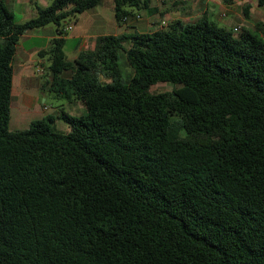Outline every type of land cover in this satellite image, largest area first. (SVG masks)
<instances>
[{"label":"trees","instance_id":"obj_1","mask_svg":"<svg viewBox=\"0 0 264 264\" xmlns=\"http://www.w3.org/2000/svg\"><path fill=\"white\" fill-rule=\"evenodd\" d=\"M102 1L16 21L0 0V264H264V22L204 12L68 58L66 20ZM141 8L113 0L117 23ZM50 22L42 85L85 111L59 110L66 131L51 113L10 129L18 40ZM161 81L173 87L150 91Z\"/></svg>","mask_w":264,"mask_h":264},{"label":"crops","instance_id":"obj_2","mask_svg":"<svg viewBox=\"0 0 264 264\" xmlns=\"http://www.w3.org/2000/svg\"><path fill=\"white\" fill-rule=\"evenodd\" d=\"M7 1L15 2L16 0H7ZM111 1L113 7V0ZM225 3L226 4H221L224 5L225 7H223L224 9H222L219 12L217 18L219 17L222 19L223 17H227L225 15L230 14L229 18L227 19V23H230L232 25V29H234L235 27L236 28L239 27V29L242 28L254 29L255 28L254 26H256V22L258 21L264 22V7L257 5L256 0H252V3H245V2L237 3V0L228 1V2L226 1ZM185 5L187 4L185 3ZM239 5L241 6L242 9L241 11H239ZM195 6L197 5L193 0L190 6L187 5V7H182L184 8V10H182V8L177 9L175 10V13L172 11H168L166 15H164L159 19H156L154 17L155 13L156 11L160 12L161 8L157 6V2L151 0V8L152 11L154 10L152 13L147 12V15L141 17L140 19H133L127 23L126 22L118 23L117 26L115 25L114 28L115 31H113V33L132 31L134 29L140 31L152 30L155 28L162 27L160 25L162 19H166L167 22L173 19H179L183 23L186 21H192L200 17L204 13L203 11L196 12ZM209 6L210 4H208V9ZM245 6H247L246 8L248 10V15L244 14ZM225 11H227V14ZM83 12L84 11H82V13ZM133 12L135 13L136 10H134ZM193 12L194 14H192ZM222 12H225V14L222 15ZM171 14H173V16ZM206 14L208 16L207 11ZM189 15H192V18L190 19L186 18ZM79 19L80 17H78L76 21H78ZM86 21H88V27L85 25ZM102 22H103V15L100 12H95L93 17L89 16L85 18V22H84L85 24L81 28L78 29L75 24L73 25L72 29L74 30L75 33H73L72 36L77 38L78 45L76 46V51L70 57V59H73L75 56H77L79 51L93 47L95 37L99 34H103L96 31V29L102 25ZM55 35H56L55 27H53L49 23L40 27L28 29L20 35L13 58V81H12V92H11L12 94L11 105L15 109L13 126L20 124L21 122H25V119L29 115L31 116L30 117L31 119H29L28 123L32 119L42 117L43 115H46L48 113H51L55 116L54 122H56V116L59 117L58 116L59 110L61 108L63 109V107H59L55 111H49L51 105L47 103L45 98L40 100L41 95L39 94V90L37 88L38 83L37 86H35L30 72L32 67L38 70L39 68L38 64L45 63L44 59L46 55L40 56L38 54V50L44 47L48 42L49 38ZM26 40H31V42L33 43L28 44L26 43ZM70 103H71V108H70L71 110L79 113L85 111V107L80 100L71 99Z\"/></svg>","mask_w":264,"mask_h":264},{"label":"rangeland","instance_id":"obj_3","mask_svg":"<svg viewBox=\"0 0 264 264\" xmlns=\"http://www.w3.org/2000/svg\"><path fill=\"white\" fill-rule=\"evenodd\" d=\"M9 7L14 11L15 13V19L16 21H23L25 19H28L36 14V7L37 5L39 6H44L47 5L48 3L51 2V0H16L8 2L7 0H4ZM157 2V6L161 8V11L158 12L156 11L155 13V18L159 19L166 15L168 11H172L175 13V10L181 9L182 7H187L190 6L191 2L193 0H154ZM196 8V12L203 11V12H208V17L214 21H216L219 25L225 26L228 29H232V25L230 23H227V19L229 18V15H225L227 17L217 18V15L219 12L224 9V5L221 4H226L225 2L227 1H233V0H194ZM210 1V2H209ZM204 2V3H203ZM252 3V0H237V3ZM185 3L187 5H185ZM208 4H210L209 9H208ZM185 5V6H184ZM213 6V7H212ZM184 10V8H182ZM241 6L239 5V11H241ZM95 12H100L103 15V22L100 27L96 29L99 33H113L115 25L117 26V21L114 17V11L112 7V1L111 0H105L102 1L100 4L85 9L84 12L77 13V15L69 17L66 22H65V29H66V41L64 43V51L67 55L68 58H70L74 52L76 51V46L77 44V38L73 37L74 30L72 29L73 25L75 24L77 28H81L85 23V18L91 16L93 17ZM140 14V19L141 17L147 15V11L143 8L136 10ZM227 14V11H225ZM182 14V13H181ZM194 14V12L192 13ZM173 16V14H171ZM80 17L78 21L77 18ZM186 18L190 19L192 18V15L187 16ZM133 20V19H131ZM129 20V21H131ZM127 21V22H129ZM76 22V23H75ZM126 22V23H127ZM53 27H55V24L53 22H50ZM88 27V21H86L85 24ZM167 26V24H166ZM255 27V26H254ZM257 32L261 33V30H257ZM24 41V40H22ZM26 43L32 44L31 40H26ZM45 63L44 64H38V70L36 68L32 67L30 72L32 75L33 82L35 86H37L38 83V90L40 96V100L43 98L46 99L47 103L51 105L49 108V111H55L59 107H63V109L67 110L69 113L72 114H79V112H75L71 110V103L70 100L66 97H60L51 90L47 85H42V82H44V77L46 76V73L48 72V64H49V59L47 55L45 56ZM120 61H123V57L120 56ZM129 68V67H128ZM50 74L52 71H49ZM173 87V83L171 81H161L157 82L150 87V91L152 92H159V91H165V90H170ZM14 112L15 109L11 105V113H10V121H9V128L10 129H17V128H25L28 125L29 119H31L30 115L25 119V122H21L20 124H17L16 126H13V119H14ZM55 126L56 129L60 131H66L68 130V124L64 119L61 117L56 116V122Z\"/></svg>","mask_w":264,"mask_h":264},{"label":"built area","instance_id":"obj_4","mask_svg":"<svg viewBox=\"0 0 264 264\" xmlns=\"http://www.w3.org/2000/svg\"><path fill=\"white\" fill-rule=\"evenodd\" d=\"M224 14H225V12H222V15H224ZM139 17H140V14L138 12H135V13H133L132 16H130V15H124L123 18H122V20L124 22H127V21H129L131 19H138ZM166 24H167V20L166 19H162L161 22H160V25L163 27Z\"/></svg>","mask_w":264,"mask_h":264},{"label":"water","instance_id":"obj_5","mask_svg":"<svg viewBox=\"0 0 264 264\" xmlns=\"http://www.w3.org/2000/svg\"><path fill=\"white\" fill-rule=\"evenodd\" d=\"M53 74V72H51V75Z\"/></svg>","mask_w":264,"mask_h":264}]
</instances>
